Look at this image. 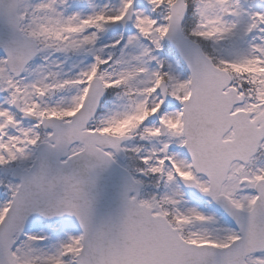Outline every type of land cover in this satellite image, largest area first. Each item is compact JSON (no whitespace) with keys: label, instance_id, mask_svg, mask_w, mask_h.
<instances>
[{"label":"snow or ice","instance_id":"6c2138e0","mask_svg":"<svg viewBox=\"0 0 264 264\" xmlns=\"http://www.w3.org/2000/svg\"><path fill=\"white\" fill-rule=\"evenodd\" d=\"M0 264H264V0H0Z\"/></svg>","mask_w":264,"mask_h":264}]
</instances>
